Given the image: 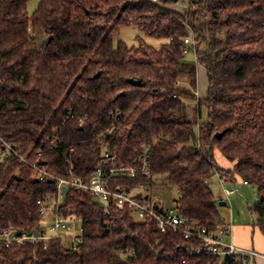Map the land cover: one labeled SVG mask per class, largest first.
I'll return each instance as SVG.
<instances>
[{
  "label": "trees",
  "instance_id": "trees-1",
  "mask_svg": "<svg viewBox=\"0 0 264 264\" xmlns=\"http://www.w3.org/2000/svg\"><path fill=\"white\" fill-rule=\"evenodd\" d=\"M32 1L0 0V147L32 159L57 126L64 146L44 153L56 177L66 176L70 147L74 175L86 176L99 159L100 134L124 163L146 150L149 176L111 186L153 187L152 176L165 175L180 193L177 210L207 227L222 222L212 177L236 174L256 187L251 214L264 235V0H194L196 10L176 7L180 0H39L29 14ZM126 27L161 43L115 41ZM187 36L206 71L203 99L195 93L196 65L181 55ZM215 151L233 170L218 165ZM34 180L17 157L0 159V231L39 228L36 202L56 183ZM66 211L82 226L79 247L62 238L0 245V264H240L195 253V240L160 232L152 217L136 221L129 208L116 206L106 213L70 188Z\"/></svg>",
  "mask_w": 264,
  "mask_h": 264
},
{
  "label": "built area",
  "instance_id": "built-area-1",
  "mask_svg": "<svg viewBox=\"0 0 264 264\" xmlns=\"http://www.w3.org/2000/svg\"><path fill=\"white\" fill-rule=\"evenodd\" d=\"M184 7L192 10L198 8L194 0H186ZM182 41L184 48L181 55L188 56L195 45L194 40L187 36ZM71 118L72 116L68 115L64 117L63 122H68ZM83 120H78V125H82ZM110 133V129L106 131L107 135ZM96 141L97 144L94 146H100V156L94 168L86 176L74 175L71 158L74 148L70 147L64 151L65 177H56L50 173L49 164L44 162L46 150L48 153H53L64 146L57 126L53 127L52 133L46 139L48 145L46 150L38 149L33 153L32 159L21 149L17 150L7 144H2L5 158L17 157L21 167L31 169L38 182H55L56 190L52 194L47 193L36 202L42 221L49 218L46 227L25 231L9 226L0 231V245L45 244L47 241L57 238L65 239L70 248L78 244L83 231L80 221L71 216L69 211L62 213L64 192L66 188H70L92 197L106 213L111 206H116L129 208L136 221H144L146 218L152 217L160 232L171 230L174 233H181L187 241L195 240L198 243L194 250L195 253L230 259L238 261L240 264H254L256 259L264 257L253 248L236 245L231 238L230 224L220 222L218 226L212 227L197 225L177 210L175 200L170 205L171 202L168 203L161 194H152V187L149 184L139 183L132 187L127 185L111 186L110 181L118 178L149 176L150 165L147 151H142L124 163L115 154V150H110L103 142L101 134L97 136ZM219 179L222 181L221 177ZM243 183L248 184L246 181ZM235 191V189H224L226 196Z\"/></svg>",
  "mask_w": 264,
  "mask_h": 264
},
{
  "label": "rangeland",
  "instance_id": "rangeland-1",
  "mask_svg": "<svg viewBox=\"0 0 264 264\" xmlns=\"http://www.w3.org/2000/svg\"><path fill=\"white\" fill-rule=\"evenodd\" d=\"M39 0H34L31 3L28 4V12L29 14H32L34 9L36 8ZM143 37L142 39L145 41V43L158 48L160 45V41L154 40V39H147L145 38L141 32H139L136 28L132 27H126L120 30L119 35L116 37L115 41L121 40L123 41L128 47L131 46H138L137 37ZM187 61L193 63L196 65V74H197V83H196V89L195 93L198 95L199 98L203 99L206 95L207 90V77H206V71L203 66L198 65L194 54H189L186 56ZM200 95V96H199ZM206 117V108L202 107V118L200 122H203V120ZM4 157V152L2 150V147H0V159ZM222 156L215 151V159L218 162L219 165H222L221 162ZM223 160H225L223 158ZM233 170V166L231 168ZM166 177L165 175H155L152 176V194L159 195L161 194L165 200L172 205L173 200H177L180 197V193L178 189L172 185H168L166 183V180H164ZM210 189L214 195L215 202L217 204L218 208V215L222 222L229 221L230 218L233 221V223L238 224H249L252 225L253 220V214H251V211L253 210L254 206L258 203V197H257V191L256 187L252 184H244L242 179L239 178L236 174H233V178L230 179V176H226L222 178V181H220L218 175H214L210 181ZM224 189L233 190L236 191L229 196L225 195ZM220 202H225L224 206H220ZM230 220V221H231ZM49 222V218L46 219V221H41L39 228L46 227V225Z\"/></svg>",
  "mask_w": 264,
  "mask_h": 264
},
{
  "label": "crops",
  "instance_id": "crops-1",
  "mask_svg": "<svg viewBox=\"0 0 264 264\" xmlns=\"http://www.w3.org/2000/svg\"><path fill=\"white\" fill-rule=\"evenodd\" d=\"M182 3L185 5L186 0H180L178 6L176 7L184 8ZM196 78H197V74H196ZM196 90L198 91V89ZM223 158L224 157L222 156L221 158L222 165L219 164L218 165L223 169L232 170L231 168L233 166V163L227 161L225 158H224L225 160H223ZM230 220L224 223L230 224L231 238L233 242L238 246L253 248L257 252L264 255V235L259 231V229L256 226H254L253 223L254 220L252 222L253 223L252 225L242 224V223L235 224L233 223L232 220L231 221ZM254 264H264V257L256 259L254 261Z\"/></svg>",
  "mask_w": 264,
  "mask_h": 264
},
{
  "label": "water",
  "instance_id": "water-1",
  "mask_svg": "<svg viewBox=\"0 0 264 264\" xmlns=\"http://www.w3.org/2000/svg\"><path fill=\"white\" fill-rule=\"evenodd\" d=\"M96 77L98 76V73L95 75ZM130 84L135 85V86H140L141 82L139 80H130ZM218 137H220L221 135H217ZM35 182H37V180H34ZM138 197H140V195H138ZM219 205L224 206L225 202H220ZM79 247V244L76 245V248Z\"/></svg>",
  "mask_w": 264,
  "mask_h": 264
}]
</instances>
